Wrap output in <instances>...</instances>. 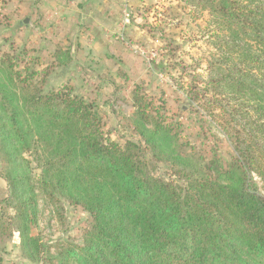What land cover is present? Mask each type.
Instances as JSON below:
<instances>
[{"label":"trees","instance_id":"1","mask_svg":"<svg viewBox=\"0 0 264 264\" xmlns=\"http://www.w3.org/2000/svg\"><path fill=\"white\" fill-rule=\"evenodd\" d=\"M180 1L206 11L219 31L203 87L179 86L193 112L186 121L188 109L169 114L168 88L157 95L140 80L117 34L102 54L89 46L86 55L111 64L121 83L78 61L79 85L47 86L73 64L66 33L40 52L0 48V264H20L3 257L13 231L30 264H264V0ZM160 36L151 61L168 74L178 63ZM128 82L133 137L113 138L102 107ZM40 197L87 214L77 240L32 232Z\"/></svg>","mask_w":264,"mask_h":264},{"label":"rangeland","instance_id":"2","mask_svg":"<svg viewBox=\"0 0 264 264\" xmlns=\"http://www.w3.org/2000/svg\"><path fill=\"white\" fill-rule=\"evenodd\" d=\"M28 3L29 5L25 4V0H0V48L7 49L5 47L12 42L18 47L26 44L27 48L34 47L37 52H40L38 50L45 47L46 44H50L47 41L51 40L54 34L66 33L67 36L61 43L62 45H66L68 41L73 43V49H71L73 64L70 67L54 70L48 77L47 86L56 87L68 80L72 85H79L81 75L78 73L80 70L78 61L82 64H89L95 70H98L104 78L115 79L117 83H121V79L112 70L113 66L111 64L109 65V63L97 58L95 54L92 57L86 55L88 47H93V41L83 34H76L79 31V22L81 21L83 25L85 20L81 18L80 14L78 16L79 22H76L75 17L77 14L73 10H57L53 7L48 9L47 2L44 3L42 8L35 3L33 5L30 2ZM120 3H122L120 10L111 11L113 28L110 31L108 29V35L111 39L116 34L124 39V45L127 48L125 49L135 58L136 65L142 67L138 75L142 78L140 80L146 83L147 88L149 87V90L155 89V93L158 95L160 88H168L165 95L172 99L166 104L167 109L170 110L169 114L175 111L177 106L182 107L183 110L188 109L184 113L181 112L184 117L183 120L186 121L188 117L193 115L191 105L186 99L188 94L186 89L193 82V79H195L194 81L198 86L203 87V82L207 76L206 60H208L211 53L216 52L213 47V38L216 33H219L218 28L211 22V18L206 11L192 12L190 7L180 0H142L141 4H137L134 0H120ZM123 9H126L129 13L128 22L124 21ZM37 19L42 20L35 26L34 23ZM94 21L93 23L97 26V29L101 31L104 21L99 19ZM5 23H7V26ZM160 34H164L167 41H170L173 59H176V63H178V67L170 69L171 72L168 74L159 73L156 67L159 62L151 61L153 55L149 53L157 46L154 39L160 38L158 46H163V37ZM102 35L99 34L100 37L104 36ZM142 37H147L150 42ZM78 41L86 46V49H83L81 53L78 49L76 50ZM104 51L103 46H97L96 54H102ZM147 65L152 73L149 79L146 75L144 76L148 68ZM170 75L174 77L175 81L170 78ZM0 78H3L1 72ZM181 85L186 89L180 90L183 89L179 88ZM131 87L132 82H128L126 88L117 92V97L114 98L111 108L102 107L104 121L106 126L112 129L113 138L115 134L128 138L133 137L132 128L127 124L129 117H133L132 114L135 109L129 93ZM211 130L224 140L223 134L219 130L215 127ZM226 144V140H224L225 155L229 153ZM27 157L31 161L33 174L38 175L39 169H36V164L31 160V155L28 154ZM6 193V183L0 177V198L4 197ZM38 205L37 224L32 228L33 233L39 232L49 243L61 239H78L79 230L87 221L86 213L67 205H64L63 210H57L53 204L41 197ZM59 213L60 216H58ZM3 257L6 261L30 264L20 255L17 231H13L7 246V252L3 253Z\"/></svg>","mask_w":264,"mask_h":264},{"label":"crops","instance_id":"3","mask_svg":"<svg viewBox=\"0 0 264 264\" xmlns=\"http://www.w3.org/2000/svg\"><path fill=\"white\" fill-rule=\"evenodd\" d=\"M37 0H25V4L30 2L31 5ZM40 1V0H39ZM137 4H141L142 0H134ZM48 3V9L53 7L57 10L70 9L76 12L75 20L78 21L79 14L81 18H84L83 25L79 22V31L76 32L78 35H85L89 40L93 41V49L96 50L97 46H103L105 50L110 46L113 39L108 35L107 31L113 28L111 24V11H118L121 9L120 0H41L42 7L44 3ZM54 5V6H53ZM46 7V6H45ZM83 16V17H82ZM96 19L104 21V26H101V31L97 29V26L93 23ZM95 22V21H94ZM82 25V26H81ZM103 34L100 37L99 34ZM77 35V36H78ZM147 42H150L147 37H142ZM127 49V48H126Z\"/></svg>","mask_w":264,"mask_h":264},{"label":"built area","instance_id":"4","mask_svg":"<svg viewBox=\"0 0 264 264\" xmlns=\"http://www.w3.org/2000/svg\"><path fill=\"white\" fill-rule=\"evenodd\" d=\"M124 13H123V17H124V21L128 22L129 21V13H127L126 9H123ZM126 11V12H125ZM155 44H159L158 39L154 40ZM149 53L151 55H153V58L158 54L157 48L150 50Z\"/></svg>","mask_w":264,"mask_h":264}]
</instances>
